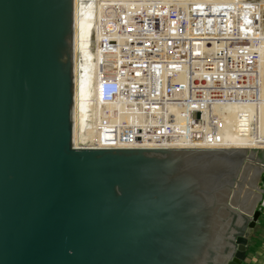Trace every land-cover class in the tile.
Here are the masks:
<instances>
[{
    "label": "water",
    "instance_id": "95a60500",
    "mask_svg": "<svg viewBox=\"0 0 264 264\" xmlns=\"http://www.w3.org/2000/svg\"><path fill=\"white\" fill-rule=\"evenodd\" d=\"M73 13L0 0V264H243L264 150L170 149L163 112L131 125L128 68L86 69Z\"/></svg>",
    "mask_w": 264,
    "mask_h": 264
},
{
    "label": "built area",
    "instance_id": "2783aa9c",
    "mask_svg": "<svg viewBox=\"0 0 264 264\" xmlns=\"http://www.w3.org/2000/svg\"><path fill=\"white\" fill-rule=\"evenodd\" d=\"M98 22L94 69L128 68L131 125L163 112L170 149L224 148L221 110L264 102V0L116 5ZM260 188L264 232V172Z\"/></svg>",
    "mask_w": 264,
    "mask_h": 264
},
{
    "label": "bare ground",
    "instance_id": "6f19581e",
    "mask_svg": "<svg viewBox=\"0 0 264 264\" xmlns=\"http://www.w3.org/2000/svg\"><path fill=\"white\" fill-rule=\"evenodd\" d=\"M252 1L260 3L263 0ZM73 5V54L86 69H94L95 60L90 57L89 53L86 51L92 48L90 43L93 40L90 39V35L92 34L95 36L94 33L97 32L96 29H98L99 25L98 18H100L99 11L101 10L102 3L100 4V2L96 0H73ZM91 29L95 31L91 33ZM88 40H90V43L86 45ZM257 105L259 108L255 109V112L248 108V106L244 109H238L236 106L227 108L223 112L221 110L222 115L220 116L221 113L218 114L219 117L223 119V121H226L224 123H231L227 124L220 133L222 139H218L219 142L224 141L226 146H223L224 148H215L264 150V102H258ZM230 124L233 125L234 131H230L231 133L228 134L226 128L228 126L230 127ZM255 131L259 132L260 135H254V133H256ZM81 138L86 145L91 146L89 143L91 140L89 134L81 136ZM219 145L222 146L221 143Z\"/></svg>",
    "mask_w": 264,
    "mask_h": 264
},
{
    "label": "rangeland",
    "instance_id": "374dc122",
    "mask_svg": "<svg viewBox=\"0 0 264 264\" xmlns=\"http://www.w3.org/2000/svg\"><path fill=\"white\" fill-rule=\"evenodd\" d=\"M95 1V0H94ZM98 2H100V4L102 3V6H101V10L99 11V14H101L102 12L103 13H106L108 12V9L109 7L112 8L114 6H119V8H124V9H128L129 7V4L130 5H139V4H151V3H158V4H161V3H176V2H184L186 0H96ZM256 1V0H255ZM248 2H254L252 0H248ZM113 3V5H112ZM105 4V5H104ZM110 4V5H108ZM157 10V9H156ZM95 31L94 29H91V33ZM95 35V33H94ZM95 38L96 36H93L92 34L90 35V39H92L93 41L90 43V40H88L86 42V45H88L89 43L91 44L92 48L90 49H87L90 55V57H92L94 59V50H95ZM95 60V59H94ZM258 103V102H257ZM257 103L255 105H252V104H245V105H241V106H233V107H236V108H240V109H244L248 106V108H250L251 110H253L254 112L256 111L255 109L259 108V106L257 105ZM246 106V107H244ZM256 106V107H255ZM258 106V107H257ZM243 107V108H242ZM224 110H222L223 112ZM219 113V112H218ZM221 113V112H220ZM219 113V114H220ZM222 115V113L220 114V116ZM226 122V121H224ZM231 123V122H229ZM229 123H225L224 124V127L227 126V124ZM257 124V123H256ZM232 126V127H231ZM223 127V129H224ZM231 127V128H230ZM230 127L228 126L226 128V132L229 134L231 133L233 130V125L230 124ZM222 129V130H223ZM229 129V131H228ZM232 129V130H231ZM257 130V129H256ZM231 131V132H230ZM256 133H254V135H260L259 132L255 131ZM263 141H264V137H263ZM252 238H254L257 243L256 245H254V242H252ZM262 241L264 242V232H263V229L258 225L255 230L252 232L251 234V239H250V242H249V249H248V252L250 253V256L247 257V262L245 264H264V251L263 249L261 248V245H259V242ZM252 252V253H251Z\"/></svg>",
    "mask_w": 264,
    "mask_h": 264
},
{
    "label": "crops",
    "instance_id": "0c3cea01",
    "mask_svg": "<svg viewBox=\"0 0 264 264\" xmlns=\"http://www.w3.org/2000/svg\"><path fill=\"white\" fill-rule=\"evenodd\" d=\"M249 242H250V240H249ZM252 242H254V245H256V243H257V241L254 238H252ZM259 244H260V242H259Z\"/></svg>",
    "mask_w": 264,
    "mask_h": 264
}]
</instances>
